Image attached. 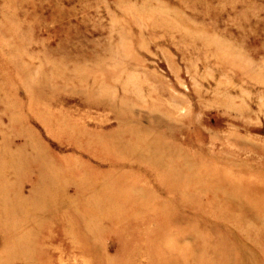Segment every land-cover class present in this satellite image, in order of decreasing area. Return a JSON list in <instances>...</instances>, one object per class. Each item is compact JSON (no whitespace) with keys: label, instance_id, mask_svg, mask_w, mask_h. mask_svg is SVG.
<instances>
[{"label":"rangeland","instance_id":"rangeland-1","mask_svg":"<svg viewBox=\"0 0 264 264\" xmlns=\"http://www.w3.org/2000/svg\"><path fill=\"white\" fill-rule=\"evenodd\" d=\"M253 197L264 0H0V264H264Z\"/></svg>","mask_w":264,"mask_h":264},{"label":"bare ground","instance_id":"bare-ground-1","mask_svg":"<svg viewBox=\"0 0 264 264\" xmlns=\"http://www.w3.org/2000/svg\"><path fill=\"white\" fill-rule=\"evenodd\" d=\"M115 190V189H114ZM109 191V190H108ZM242 190L241 189H238L237 190V192L238 193H240ZM237 194V193H236ZM243 194V193H242ZM121 195V194H120ZM241 196V195H240ZM259 200H261L260 198H258V197H253L252 198V202L254 203V204H257V205H260V204H262V203H264L262 200H261V202L259 201ZM256 205V206H257ZM199 257H202V255H200V256H195V258H193V260H195V261H200L201 259L199 258Z\"/></svg>","mask_w":264,"mask_h":264}]
</instances>
